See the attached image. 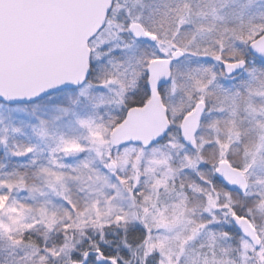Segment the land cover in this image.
Returning <instances> with one entry per match:
<instances>
[{
	"label": "snow or ice",
	"instance_id": "snow-or-ice-1",
	"mask_svg": "<svg viewBox=\"0 0 264 264\" xmlns=\"http://www.w3.org/2000/svg\"><path fill=\"white\" fill-rule=\"evenodd\" d=\"M0 264H264V0H0Z\"/></svg>",
	"mask_w": 264,
	"mask_h": 264
}]
</instances>
